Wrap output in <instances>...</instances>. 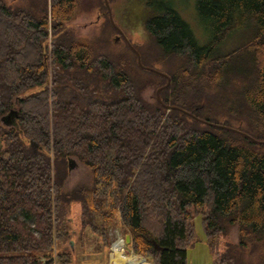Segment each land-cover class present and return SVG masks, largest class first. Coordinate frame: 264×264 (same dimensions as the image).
<instances>
[{
	"label": "trees",
	"instance_id": "obj_1",
	"mask_svg": "<svg viewBox=\"0 0 264 264\" xmlns=\"http://www.w3.org/2000/svg\"><path fill=\"white\" fill-rule=\"evenodd\" d=\"M169 4L145 21L165 73L128 46L160 87L147 101L66 25L78 0H0V264H69L73 203L108 251L117 222L126 253L186 264L201 213L212 264H264V0H197L202 44ZM73 157L91 181L63 191Z\"/></svg>",
	"mask_w": 264,
	"mask_h": 264
},
{
	"label": "rangeland",
	"instance_id": "obj_2",
	"mask_svg": "<svg viewBox=\"0 0 264 264\" xmlns=\"http://www.w3.org/2000/svg\"><path fill=\"white\" fill-rule=\"evenodd\" d=\"M12 1L14 6L28 9L35 4L42 5L44 2V0ZM172 1L180 16L193 28L199 42L201 44L206 42L209 35L203 29L201 22L198 21L195 9L197 0ZM169 2L170 0H107L106 3L104 0H78L77 14L66 25L73 29V33L80 40L91 39L94 41L96 43L95 53L104 54L109 59L115 60L118 66L130 74L136 83L141 86L140 92L143 98L147 101H153L156 97V90L158 88L160 90V87L156 88L154 80L152 82L151 78L146 77L145 72L135 65L129 47H132L139 54L140 59L143 61L141 63L145 68L158 73H165L164 61H162L164 59L160 55L155 56L157 50L147 43L148 33L145 21L167 8L170 5ZM48 44H50V39H48ZM152 54L156 59H151ZM172 61L173 59L170 63ZM8 120L12 121L13 119ZM90 181L91 172L87 166L74 157L71 158L70 169H68L61 185L62 190L69 191L78 184L88 185ZM79 216L80 205L79 203H73L67 217L69 240H58L57 249L71 253L69 264H112L110 259L111 249L109 248L108 251V248L102 244L96 235L88 229L81 228ZM201 220V213L192 215L194 238L187 247L186 264H212L214 254L208 247ZM109 233L111 237L110 245L118 236H121L125 243L126 229L120 227L117 222L111 226ZM236 236V228L232 227L227 238L230 241H236ZM221 243L220 240L219 247H223ZM124 249L126 250V247ZM128 252L127 254H132L129 250Z\"/></svg>",
	"mask_w": 264,
	"mask_h": 264
},
{
	"label": "bare ground",
	"instance_id": "obj_3",
	"mask_svg": "<svg viewBox=\"0 0 264 264\" xmlns=\"http://www.w3.org/2000/svg\"><path fill=\"white\" fill-rule=\"evenodd\" d=\"M125 243L121 236H118L111 244L110 259L112 264H150L140 255L127 254L125 252Z\"/></svg>",
	"mask_w": 264,
	"mask_h": 264
},
{
	"label": "water",
	"instance_id": "obj_4",
	"mask_svg": "<svg viewBox=\"0 0 264 264\" xmlns=\"http://www.w3.org/2000/svg\"><path fill=\"white\" fill-rule=\"evenodd\" d=\"M104 1L107 3V0H104ZM136 55H137V62L139 63L140 66H143V64L141 63V59H140L139 54L136 53ZM156 96L159 99V88L156 90ZM167 107H170V106L167 105ZM14 112H15L14 109H12V110H10L9 113H14ZM8 119H11V118L10 117H7V120H6L7 124H9L8 123V121H9ZM9 122L11 123L12 121L10 120ZM30 144H32L33 149H35L37 147V143L35 141H33V140H30ZM70 165H71V160H69V166H68L69 169H70ZM129 241H130L129 234H126L125 235V243L128 244ZM150 242H151V244L153 245V247L155 249H157V250H163L164 249L163 247L159 246L154 240H150ZM142 258H144V257H142Z\"/></svg>",
	"mask_w": 264,
	"mask_h": 264
}]
</instances>
